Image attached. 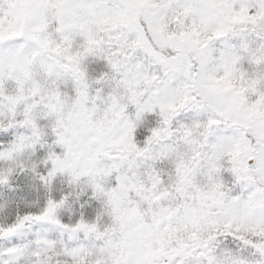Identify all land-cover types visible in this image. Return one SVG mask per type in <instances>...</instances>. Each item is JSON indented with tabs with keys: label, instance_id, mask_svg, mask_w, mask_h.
Listing matches in <instances>:
<instances>
[{
	"label": "snow or ice",
	"instance_id": "6c2138e0",
	"mask_svg": "<svg viewBox=\"0 0 264 264\" xmlns=\"http://www.w3.org/2000/svg\"><path fill=\"white\" fill-rule=\"evenodd\" d=\"M0 264H264V0H0Z\"/></svg>",
	"mask_w": 264,
	"mask_h": 264
}]
</instances>
